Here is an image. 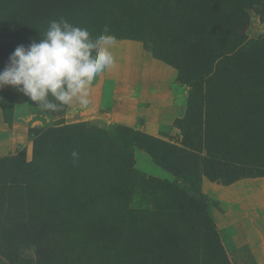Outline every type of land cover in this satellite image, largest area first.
Returning a JSON list of instances; mask_svg holds the SVG:
<instances>
[{
  "label": "rangeland",
  "instance_id": "1",
  "mask_svg": "<svg viewBox=\"0 0 264 264\" xmlns=\"http://www.w3.org/2000/svg\"><path fill=\"white\" fill-rule=\"evenodd\" d=\"M60 18L142 41L185 110L151 134L0 89L34 122L0 159V264H250L212 188L264 176V0H0V70Z\"/></svg>",
  "mask_w": 264,
  "mask_h": 264
},
{
  "label": "crops",
  "instance_id": "2",
  "mask_svg": "<svg viewBox=\"0 0 264 264\" xmlns=\"http://www.w3.org/2000/svg\"><path fill=\"white\" fill-rule=\"evenodd\" d=\"M110 50L115 66L94 82L87 109L67 108L68 120L119 123L151 134L172 127L185 110L176 93L177 69L137 39L116 38ZM30 116L8 120L0 105V158L16 153L20 146L26 147L27 155L34 126ZM212 191L224 201V219L234 226L236 239L249 246L250 264H264V176L241 178Z\"/></svg>",
  "mask_w": 264,
  "mask_h": 264
},
{
  "label": "clouds",
  "instance_id": "3",
  "mask_svg": "<svg viewBox=\"0 0 264 264\" xmlns=\"http://www.w3.org/2000/svg\"><path fill=\"white\" fill-rule=\"evenodd\" d=\"M115 42L107 26L93 39L87 28L52 20L39 42L18 45L11 53L0 70V89H15L45 112L76 105L87 109L94 82L115 66L110 50ZM72 157L78 159V153Z\"/></svg>",
  "mask_w": 264,
  "mask_h": 264
},
{
  "label": "trees",
  "instance_id": "4",
  "mask_svg": "<svg viewBox=\"0 0 264 264\" xmlns=\"http://www.w3.org/2000/svg\"><path fill=\"white\" fill-rule=\"evenodd\" d=\"M155 57H156V55H154ZM163 60V59H162ZM167 63H169V62H167ZM170 64V63H169ZM177 78H178V76H177ZM1 105V104H0ZM2 107V106H1ZM1 159V158H0Z\"/></svg>",
  "mask_w": 264,
  "mask_h": 264
}]
</instances>
